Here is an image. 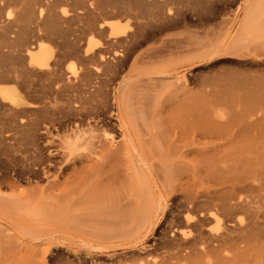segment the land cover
<instances>
[{
  "label": "bare ground",
  "instance_id": "6f19581e",
  "mask_svg": "<svg viewBox=\"0 0 264 264\" xmlns=\"http://www.w3.org/2000/svg\"><path fill=\"white\" fill-rule=\"evenodd\" d=\"M188 1L0 0V239L26 262L71 237L118 264H264V103L193 90L165 39ZM242 9L227 45L262 34L264 0Z\"/></svg>",
  "mask_w": 264,
  "mask_h": 264
},
{
  "label": "rangeland",
  "instance_id": "374dc122",
  "mask_svg": "<svg viewBox=\"0 0 264 264\" xmlns=\"http://www.w3.org/2000/svg\"><path fill=\"white\" fill-rule=\"evenodd\" d=\"M188 2V9L187 7L184 9L188 14V23L166 31L165 33H169V38L165 34L163 38L165 36V39L171 38L169 40L171 46L183 49L189 55L193 90L203 91L211 99L215 96L219 97L221 100L218 102H225L222 107L228 104L227 108L230 106V108H236L237 102H240L238 104L244 108L248 106L262 108L264 106L261 104L264 103V29L262 28V36L259 37L257 34L258 37L256 36L251 42L227 45L225 43L227 30L231 28L236 15L237 18L242 16L243 0ZM199 8H206L207 13L203 9L199 10L202 15L207 14L205 17L208 20L203 23H199L195 16L196 13L199 14L197 10ZM148 43V45H155V42ZM180 56L182 54L177 53L171 57ZM76 64L75 62V67L78 65ZM243 101L248 102L245 105ZM210 106L215 107V105ZM8 111L0 107L1 136L6 135L8 125L11 124L10 119L3 120L9 117ZM4 144L6 143L0 141V166L2 165L0 170L8 164L5 161L8 162L7 158H9L8 148ZM153 236L154 234H150L147 237L146 244L150 243ZM1 241L0 239V264H30L26 262L22 252L19 253L13 247L3 245L4 242L1 243ZM92 241L63 237L52 241L51 245L46 242L37 247V254H41L40 264H118L116 258L124 253L123 248H106L98 244L100 240L93 238Z\"/></svg>",
  "mask_w": 264,
  "mask_h": 264
}]
</instances>
